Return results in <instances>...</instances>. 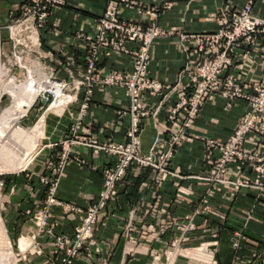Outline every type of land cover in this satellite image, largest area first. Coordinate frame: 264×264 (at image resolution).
<instances>
[{
	"label": "crops",
	"instance_id": "1",
	"mask_svg": "<svg viewBox=\"0 0 264 264\" xmlns=\"http://www.w3.org/2000/svg\"><path fill=\"white\" fill-rule=\"evenodd\" d=\"M25 1L0 0V13L5 11L12 15ZM120 1L68 0L45 19L38 31L41 48L50 58L57 59L56 66L61 65L65 74L83 71L81 37L93 32L94 20L115 2L119 20L146 27L152 22L146 13L153 12L156 15L153 22L172 32L151 45L148 76L161 85H182L186 78L181 72L185 65L195 62L196 55L191 44L181 37L215 32L217 12L238 9L245 0H123L125 4ZM165 2L169 3L168 8H163ZM251 15L264 20V0H253ZM263 52L261 45L237 49L221 77L231 78L247 89L258 80ZM126 64L124 56H99L96 68L101 73L120 72ZM80 96L78 103L65 109L66 113L60 117L53 114L47 119L43 157H47L48 162L54 164L60 152V146H49L70 138ZM181 97L182 94L174 90L144 98L150 108L160 105V109L155 116H148L139 124L137 143L141 154L151 149L156 154L166 150L167 140L175 129V125L166 120V109ZM225 102L215 95L203 102L185 131L184 141L168 161V170L177 177L133 164L125 169L116 183L115 197L107 202L97 218L90 245L78 252L72 264H149L152 259L161 260L162 252L180 239H185L180 246L188 249L212 244L213 264H264V171L259 178L262 190L250 187L255 179L252 166L256 165V160L253 159L228 164L225 176L228 182L246 183L248 187L208 180L216 153L208 156L203 140L226 141L246 110L241 100L230 101L229 107H225ZM127 108L123 89L94 88L76 135L96 144L127 143L126 133L130 127ZM176 118L182 120L184 114L180 111ZM243 149L254 158L264 160V133L260 137L249 134ZM115 163V157L100 150L71 146L53 199L68 208L85 210L97 201L103 174L113 170ZM29 167L0 180L4 234L14 247L16 257H20V264H62L64 250H56L54 240L58 236L71 239L80 215L55 206L46 209L47 186L38 179L44 174V165L36 160ZM44 209L46 225L40 229L35 226L34 217ZM24 232L30 242L28 249L20 252L17 243Z\"/></svg>",
	"mask_w": 264,
	"mask_h": 264
},
{
	"label": "built area",
	"instance_id": "2",
	"mask_svg": "<svg viewBox=\"0 0 264 264\" xmlns=\"http://www.w3.org/2000/svg\"><path fill=\"white\" fill-rule=\"evenodd\" d=\"M68 0H26L21 6V20L16 21V28L20 27L23 33L30 34L35 28L40 29L45 19L57 9L65 6ZM125 4L123 0L120 1ZM253 0H245L238 9H221L217 12V30L213 33H200L182 36L181 40L189 42L196 55L194 63L185 65L182 72L186 82L182 85L175 84L170 87L161 85L148 76L149 51L153 42L161 37L172 35L171 31L159 28L153 21L156 15L153 12L146 13L152 22L146 27L140 24L119 20L117 4L111 2L93 22V32L81 37L84 49L83 71H67L66 80L56 81L49 76L52 83L59 86L65 97L70 98L65 108L78 103V114L74 117L70 138L56 144L60 146V152L53 164L46 163L49 177H43L41 181L48 185L45 200L46 209L50 206L69 210L80 215V222L73 231L71 239L58 236L54 240L56 250H64L62 264H72L78 252L90 245L93 228L97 218L106 206L107 202L116 195V183L119 182L125 169L133 164L140 168H151L157 173L177 177L168 170V161L175 149L185 139V131L190 128L203 102L211 96H218L224 100L225 107H229L232 100H241L246 104V110L240 117L228 139L224 142L204 139L203 143L207 155L213 152L216 157L212 160L209 181L219 184L240 185L248 187L246 183H231L226 181L227 165L236 161L256 160L252 166L255 179L250 187L262 190L259 178L264 171V160L254 158L251 153L243 149V144L249 134L262 136L264 133V52L260 56L259 77L255 83L244 89L240 83L231 78H222L223 69L230 66L235 51L240 48H255L261 45L264 49V20L251 15ZM169 3H164L163 8H168ZM247 54V51H244ZM110 55H119L127 58V64L123 71H110L101 73L96 68L99 56L107 58ZM114 87L126 92L130 117V127L126 133L127 143L114 144L106 142L96 144L78 138V130L82 115L90 101L94 88ZM180 92L182 97L171 107L166 109V120L175 125L174 133L167 140V148L163 153L156 154L149 150L141 154L137 143L139 124L148 116H155L160 105L150 108L144 98L155 97L166 91ZM167 95H164L166 97ZM46 101L45 98H41ZM51 104V103H50ZM184 114V118L177 119L178 112ZM73 145L88 146L100 150L116 158L113 170L103 174L102 187L95 204L79 211L53 199V193L57 179L62 168L68 162L69 150ZM46 209L34 217L35 226L44 228L46 225ZM190 228H186L188 230ZM50 234V231H46ZM185 239H180L171 247L178 246ZM212 251V244L205 243ZM163 256L169 252L163 251ZM213 254V251H212ZM165 256L163 264L168 262ZM212 259V257H211ZM157 264L158 259H153ZM213 264V262H212Z\"/></svg>",
	"mask_w": 264,
	"mask_h": 264
},
{
	"label": "rangeland",
	"instance_id": "3",
	"mask_svg": "<svg viewBox=\"0 0 264 264\" xmlns=\"http://www.w3.org/2000/svg\"><path fill=\"white\" fill-rule=\"evenodd\" d=\"M23 4H25V2ZM20 8L21 7H19V9ZM20 17V10L13 12L12 15H9V13L5 11L0 13V65L2 66L3 72H5V74H2V80L6 86L3 88L2 83L0 84V89L4 91V89L10 85L17 87L28 80L30 78L28 74V68L31 70L34 80L41 79L52 83L49 79V76L54 78L56 81L66 80L67 74H65L61 69V65H57L58 67L56 66L57 59H55L53 56L50 58L48 53L43 51L41 48L38 32L40 29L35 28L34 26L30 34H27L23 33L20 27L16 28V21L18 19L21 20ZM4 92L5 93L0 104V112L11 105V99L6 96L7 90ZM53 94L54 93L52 92H48L42 95L43 97H39L34 100L35 102L29 107L28 111L19 121V125L24 130L33 128L44 115L46 116L44 124L46 129L48 117L52 116L53 114L57 117H60L63 112L66 113L65 106H60L62 105L61 103L57 105L54 104L55 96ZM41 98H45L46 101H43ZM51 110L55 111L57 114L53 113ZM49 111H51V113ZM46 136L47 135H45V137ZM56 146V144H52L49 147L56 148ZM32 147L35 151L29 156L22 167L12 169L7 167L8 165H4V162V164L0 162L2 163L0 164V180L28 170L30 168L29 166L38 160L42 161L44 165V174L38 178L40 184L44 185L41 179H43V177L50 176V172L46 169V163H48V159L47 157H43V151L45 150L43 148L44 137L39 141L35 140ZM13 149L16 150L17 148ZM22 149V151L28 150L26 146H22ZM45 186H47L48 191V185ZM21 238L22 236L18 239L17 248L18 251L24 252L26 249H21ZM180 244L181 243H179L176 247L174 246V248L170 247L165 250L166 252H169V256H167V254L165 255L167 256L166 258L168 259V262L172 264H212V251L208 249L207 245L199 244L194 248L188 249L180 246ZM13 249L14 247L12 246L11 242H8L6 235L4 234L2 219L0 217V255L10 254L13 258L12 264H20L18 262L20 257H16V251ZM165 256L162 254V259L156 263L163 264ZM3 261H5V259ZM149 264H155L153 259L149 262Z\"/></svg>",
	"mask_w": 264,
	"mask_h": 264
},
{
	"label": "bare ground",
	"instance_id": "4",
	"mask_svg": "<svg viewBox=\"0 0 264 264\" xmlns=\"http://www.w3.org/2000/svg\"><path fill=\"white\" fill-rule=\"evenodd\" d=\"M3 73L5 74L0 65V84L4 82L2 80ZM28 74L30 78L20 84V86L16 87L10 85L4 89V91L7 90L6 96L11 99V105L0 112V162H4V165H8L7 167L12 169L22 167L29 156L35 151L32 147L34 141H39L45 136V115L42 116L40 121L33 128H27L28 130H24L19 125V121L28 111L29 107L35 102L34 100L43 97L42 95L48 92L54 93L55 105L61 103L62 105L60 106H65L66 102L70 100V98L65 97L59 86L54 83H49L47 80H34L29 68ZM2 87H6L4 83ZM4 91L0 89V104L5 93ZM51 111L49 112L51 113ZM52 112L56 113L55 111ZM22 146H26L28 150L22 151ZM13 148L17 149L15 150ZM26 233L27 232H24L20 240L22 250L28 249L27 247L30 242ZM4 259L5 261H3ZM12 259L10 254H2L0 255V264H12Z\"/></svg>",
	"mask_w": 264,
	"mask_h": 264
}]
</instances>
